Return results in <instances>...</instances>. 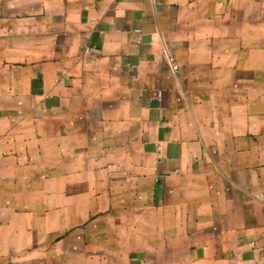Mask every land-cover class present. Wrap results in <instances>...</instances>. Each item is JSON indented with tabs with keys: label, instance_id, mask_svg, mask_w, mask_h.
I'll use <instances>...</instances> for the list:
<instances>
[{
	"label": "crops",
	"instance_id": "0c3cea01",
	"mask_svg": "<svg viewBox=\"0 0 264 264\" xmlns=\"http://www.w3.org/2000/svg\"><path fill=\"white\" fill-rule=\"evenodd\" d=\"M0 264H264V0H0Z\"/></svg>",
	"mask_w": 264,
	"mask_h": 264
}]
</instances>
